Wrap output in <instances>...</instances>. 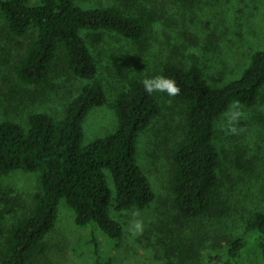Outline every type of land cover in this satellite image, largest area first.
Segmentation results:
<instances>
[{
  "label": "rangeland",
  "instance_id": "obj_1",
  "mask_svg": "<svg viewBox=\"0 0 264 264\" xmlns=\"http://www.w3.org/2000/svg\"><path fill=\"white\" fill-rule=\"evenodd\" d=\"M75 1L84 7L114 4L137 15L155 14L144 47L113 30H101L99 40L94 32H82L97 61L95 79L107 93V101L84 120L85 144L117 129L114 101L130 77L162 75L163 65L173 61L185 67L199 63L209 82L224 84L241 77L252 55L264 49V0ZM36 35L35 29L24 36L12 34L0 12V121L12 119L27 127L33 112L60 117L67 102L91 81L76 76L58 58L44 85L23 82L16 66ZM158 94L163 112L138 138L139 164L156 191L155 200L143 209L119 211L112 206L124 236L116 243L97 229V249L90 241L94 236L77 225L73 208L63 198L56 226L43 242L45 251L30 264H212L211 255L226 256L227 237L245 234L252 214L264 210V88L255 105L240 104L244 114L235 124L236 134L227 131L229 110L217 121L215 142L222 161L217 205L226 213L207 212L189 220L178 214L170 190L171 154L186 137L184 103ZM109 183L114 188L111 176ZM1 185L0 250L13 224L33 208L40 173L17 169ZM137 219L144 230L133 236L131 225ZM242 264H264L258 242L247 248Z\"/></svg>",
  "mask_w": 264,
  "mask_h": 264
},
{
  "label": "trees",
  "instance_id": "obj_2",
  "mask_svg": "<svg viewBox=\"0 0 264 264\" xmlns=\"http://www.w3.org/2000/svg\"><path fill=\"white\" fill-rule=\"evenodd\" d=\"M0 12L12 34L37 31L16 66L23 82L44 85L58 58L76 76L91 80L67 102L60 117L33 112L27 127L12 119L0 121V190L1 179L14 170L40 173L34 206L9 230L0 250L1 264H30L45 251L43 242L56 226L63 198L73 208L77 225L94 236L90 241L97 249V229L120 243L125 228L112 216L111 207L143 209L156 198L139 164L138 138L163 112V105L158 93L145 92L143 78L132 76L114 101L117 129L85 144L84 120L107 101V93L95 79L97 61L82 32H94L99 40L101 30H113L144 47V35L155 14L137 15L114 4L84 7L75 0H0ZM162 75L177 82L181 91L175 97L184 103L186 137L171 154L173 206L187 220L207 212L223 215L226 209L217 205L222 164L215 142L217 121L234 101L245 106L259 101L264 88V49L252 55L241 77L224 84L209 82L199 63L185 67L168 61ZM253 242L264 252V210L252 214L245 234L227 237L226 256L211 255L210 263L242 264Z\"/></svg>",
  "mask_w": 264,
  "mask_h": 264
},
{
  "label": "clouds",
  "instance_id": "obj_3",
  "mask_svg": "<svg viewBox=\"0 0 264 264\" xmlns=\"http://www.w3.org/2000/svg\"><path fill=\"white\" fill-rule=\"evenodd\" d=\"M143 85L145 92L148 94L156 93H166L169 97H174L180 94V86L177 82L169 77L163 75H157L152 77H147L143 80ZM243 110L239 101H234L229 109L228 113V127L227 131L230 134H236L237 128L235 124L243 116ZM135 215H138L136 213ZM144 225L142 220H135L131 225V231L133 236H137L143 233Z\"/></svg>",
  "mask_w": 264,
  "mask_h": 264
}]
</instances>
